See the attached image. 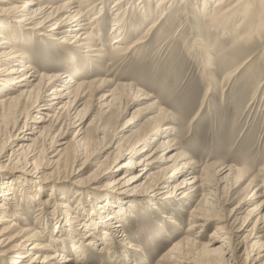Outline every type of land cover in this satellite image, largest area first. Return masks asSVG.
<instances>
[{"label": "bare ground", "instance_id": "bare-ground-1", "mask_svg": "<svg viewBox=\"0 0 264 264\" xmlns=\"http://www.w3.org/2000/svg\"><path fill=\"white\" fill-rule=\"evenodd\" d=\"M23 1H26V4H22ZM110 1L0 0V136L3 132L8 135L4 142V139L1 140L0 137V158L7 156L5 159L7 165L0 171L19 173L15 172L17 169L6 170L5 168L13 161L15 166L19 165V162L24 163L20 177L15 178L21 180L22 184L37 177L36 172H31L27 168L30 166L35 170L37 163H31L23 158V152H26L37 138L30 139L25 135L34 136L38 133L35 131L42 128L43 130L51 129L57 132L56 135L59 134L61 127L58 128V126L63 119L59 116L60 112L53 110L63 111L67 104H71L70 112H75L77 107L83 104L81 99L88 93L89 82H81L78 78L80 58L77 54H83L86 59L108 60L111 65L113 63L111 61L125 57L130 52L136 51L138 47L146 48L151 42H157L160 50L170 44L181 45L183 49H187L185 43L189 40L188 37H192L191 44L197 48L198 52L194 51V55L191 56L199 58L204 63L203 68L207 73L212 67L213 49L209 48V53H205L206 42L217 34L232 36L231 40L234 42L231 45L237 47L236 53H239L240 48L246 44L264 45V0H215L214 4L212 3L214 0H114L109 7ZM150 2L156 3L154 7L151 8ZM211 4L213 5L210 7ZM91 13L93 16L89 18ZM105 15L111 16L112 24L109 33L112 40L109 53L104 50L105 43L101 41L102 33H106L102 32L100 25L104 22ZM155 15H157L155 21L141 33L143 26ZM196 15L202 18L198 27L192 24ZM73 25L76 26L71 28ZM26 32L35 34L36 37L32 38V35L29 37L30 35L28 36ZM138 34L140 37L126 47L128 40ZM171 34L172 38L169 37ZM165 35L168 36L165 41L162 43L158 41ZM43 39L49 42L58 41V45H61L62 50L68 54L69 67L75 65V68L69 71L73 75L63 76L64 74L57 73L48 76L41 73L36 66L33 53L25 51L24 46L29 47L33 44L34 48V45L37 42L42 43ZM262 54L264 55V52ZM80 64L83 63L80 62ZM242 67L237 66L232 73L224 76L222 82L208 77L210 84L205 90L202 104L208 101V92L213 93L224 84V87L227 86L238 76ZM41 85L44 92L48 91V93L44 97L37 98L35 97L36 89ZM261 86L262 84L257 88ZM94 89L98 90V87ZM12 91L15 93L12 94ZM140 93L132 86L114 88L108 95H101L97 99L98 108L104 117L119 119L126 110L124 106L129 101L137 102ZM146 97L144 96L142 100H147ZM253 98L255 101V96ZM238 99L243 105V97ZM30 111L44 112L37 113L40 116H35L37 120L32 121L31 131L26 133L29 130L27 115L29 117ZM235 111L237 113V110ZM24 115L26 118L21 124V118ZM157 116L158 119L150 129L132 137L125 136L131 129L129 121L116 128L111 126L109 121L97 129L98 136L95 140L97 148H93V143L90 145V141L86 138H81L77 142L82 148V153L78 152L76 156L78 158L83 156L82 169L88 163L90 156L112 149L116 151L113 165L105 171L104 175L113 177L119 173L120 167L117 166L119 158L123 156L129 159L122 164L124 172L118 180L124 181L127 185L130 184V188L104 191L100 195L111 203L117 201V204H113L115 206L109 204L112 215L107 208L104 209L99 204L95 207L97 200L83 203L80 196H77L80 204L72 206V204L61 203L60 208H51L54 205L52 203L57 200L51 191L46 195L47 200L34 207L33 212L25 213L19 207L21 204L15 202V204L13 202L12 205L9 204V201L15 200V188H17L13 187L11 181L13 177L9 180L10 184L6 181L9 177H0V181L5 180L6 183H0V264H73V262L84 264L83 260L91 255L89 253L91 247L94 252L104 255L107 253V247L122 250L128 245V250L126 249L125 255H122L126 263L129 256L138 255L140 250L139 246L133 249L129 242H124L127 237L121 224L137 210L133 205L137 203V206H140L141 201H150L149 205H153L155 212L163 215L158 206L170 208L174 206V203H182V206L188 204L184 205L187 209L186 207L190 205L183 203L182 199H186L189 194L190 201L193 197L196 198V201L193 200L196 202L195 208L188 213L190 223L183 234L184 237L173 244L162 257H168L175 262L174 264H231L242 258V261L247 263L251 260L252 254L256 253L254 264H264V166L246 182L247 173L244 168L225 164L200 168L192 160L180 163L176 160V155L169 156L178 144L177 139L168 137L171 124L174 123V116L166 111L163 113L159 111ZM46 118L48 119L45 120ZM44 122L48 124L43 127ZM41 134L42 132L38 137ZM80 134L79 131L76 136ZM109 137L116 139L119 143L116 146L115 142L109 143ZM25 140L31 143L23 145ZM158 140H160L159 145L151 150ZM17 142L20 143L18 146ZM51 144L52 141L41 146L39 151L49 150ZM67 146V143L60 144V149L52 158L57 159L52 160L51 165H57L63 160ZM7 153L8 155H5ZM207 171H210V174H207ZM5 176H10V173L7 172ZM245 182L242 192L249 194L247 199L254 198L258 202L247 211L248 217L244 224L253 218L255 222L253 230L248 231L234 243L233 239L238 240L242 233L246 232L244 224L240 228H235V221L241 214L240 204L247 195H244V199L242 198L229 214L223 213L220 204L222 201L225 205L229 204L233 196L232 192ZM185 188L189 191L187 193L182 191V196L177 203L175 201L177 193ZM38 190L40 194H43V187H38ZM51 190L55 189L51 187ZM24 193L27 200L28 194L32 191L26 188ZM21 197L23 198L24 195ZM37 200H40V197L35 196L33 201ZM30 208L33 207L30 206ZM81 209L89 210L91 213L83 212ZM13 211L18 212L17 215ZM170 212L166 219L176 224V220L172 217L173 212L172 214ZM23 215H27V218ZM15 218L20 225H17ZM29 220H33L32 223L29 224ZM214 223L217 225L216 230L212 232L207 243L200 245L193 235L195 230ZM89 227L96 228L101 233L91 230L84 234V230ZM49 229H53L51 235H47L51 231ZM54 240H58L65 247L55 248V245L50 242ZM99 242H103L104 245L98 244ZM189 251L194 253L188 254ZM120 257L106 259L116 263Z\"/></svg>", "mask_w": 264, "mask_h": 264}, {"label": "rangeland", "instance_id": "rangeland-1", "mask_svg": "<svg viewBox=\"0 0 264 264\" xmlns=\"http://www.w3.org/2000/svg\"><path fill=\"white\" fill-rule=\"evenodd\" d=\"M113 1L114 0H111L109 2V7L112 5ZM25 2L26 1H23L22 4H26ZM212 3L214 4L215 0L212 1ZM155 4L156 3L150 2L151 8L154 7ZM213 4H211L210 7ZM157 15L151 17V20L143 26L141 33L147 29L149 24L155 21ZM92 16L93 13L89 15V18ZM110 18V15H105L104 22H102L103 25L100 24L102 32H106L102 33L101 41L103 44L105 43L103 48L107 53L110 52L112 41L109 36L111 32L110 29L112 28ZM201 22L202 18L197 15L192 20V24L196 27H198ZM75 26L76 25H73L71 28ZM26 34L28 36L30 35L29 37L32 35V38L36 37L35 34H30L28 32H26ZM139 37L140 34L132 36L125 46H129ZM167 37L168 36L165 35V37L158 41L162 43ZM169 37L172 38V34ZM231 38L232 36L217 34V36H213L206 42L207 48L205 53H209V48L213 49V53L211 54L213 60L212 67L207 73L203 68L204 63L201 62L199 58H193V56H191L197 51V48L191 44L193 40L192 37H188L189 40L185 43L187 49H183L181 45L170 44L169 46H165L166 49L164 47L160 50L157 46V42H151L146 48L138 47L136 51L130 52L125 57L119 58L116 61H111L113 62L111 65H109L110 61L108 60L102 61L95 58L86 59L83 54H77L78 58H80L77 72L79 73L78 78L81 82H89L88 93L81 99L83 104L77 107L75 112H70L71 104H67L63 111L53 110L54 112H60L59 116L63 119L62 123L58 126V128L61 127L59 134L56 135L57 132H53L51 129L43 130L42 128L37 129L35 132L38 131V133L34 136L25 135L30 139L37 138L29 149L23 152V158H25L26 161L37 163L35 164V170L33 167H27L29 171L36 172L37 177L33 179L28 178L29 182L23 183L25 185L22 184L21 180L15 179L20 177L21 169L25 166L22 162H19V165L15 166L13 165V161L5 168L6 170L9 168L17 169L15 172L18 171L19 173L11 171L3 173L0 171V177H9L8 180H6L7 184H10L9 180L13 177V180L11 179L13 187H17L15 188V200L9 201V204L12 205V202L16 204L19 203L21 204L19 207H21L25 213L28 211L33 212L35 209L34 207L47 200L48 197L46 195L51 191L53 197L57 199L52 203L54 205L51 206V208H60L59 205L61 203L72 204V206H74L79 203L77 196H80L83 203L97 200L94 206L96 207L99 204L104 209L107 208L112 215V208L109 204H117V201L111 203V201L104 199L100 195H102L104 191L109 192L113 189L122 190L130 188V184L127 185L124 181L118 180L124 172L122 164L129 159L123 156L119 158L117 165L120 167L119 173L113 177L104 175L105 171L113 165L116 151H112V149L98 152L92 157L90 156L88 163L82 169V162L84 161L83 156L80 158L76 157L79 153H82V148L77 142L81 138H86L90 141V145L93 143V148H97L98 145L95 141L98 136L97 129L109 123V121L111 126L115 128L129 121L131 123V129L126 132L125 136L129 135L128 137H132L141 134L152 127L153 123L158 119L157 114L159 111H161V113L166 111L174 116V123L171 124L172 127L168 137L170 139H177L178 144L169 156L172 154L176 155V160L180 161V163L192 160V162L196 163L200 168L208 166L211 168L210 166L221 164L244 168L247 173L246 182H248L250 178L257 174L258 169L264 166V55L262 54L264 52V45L260 43L246 44L240 48L239 53H236L237 47L231 45L234 42ZM32 45L29 47L28 45L24 46V50L28 53H33L32 55L34 60H36V66L42 74L48 76L57 73L61 75L64 74L63 76L72 74L69 71H71L73 67L75 68V65L69 67L68 54L62 50L61 45H58V41L49 42L43 39V42H37L34 48ZM188 50L189 53L187 54ZM142 51H144V53ZM235 54L237 57L234 56ZM237 59L240 60L238 61ZM235 61L237 62L234 64L233 62ZM80 62L84 65H81ZM245 62L246 64H244ZM237 66L243 67L239 71L238 76L235 77L236 79L234 78L225 87V84L218 87L213 93L208 92V101L202 104L203 95L210 84L208 77H213L219 82H222L224 76L232 73ZM260 84H262V86L258 89L257 87ZM120 86H132L135 90L141 92L138 95L137 102L129 101L127 105H125L126 107L124 106V110H126L119 119L115 117V119L113 117L108 118L109 116L104 117L100 108H98L97 99L101 95H108L111 90ZM96 87H98V90L94 89ZM11 93L13 94L15 91ZM47 93L48 91L44 92L41 85L36 89L35 97H44ZM144 96H147V100H142ZM254 96L255 101L253 98ZM239 97H243V105H241L238 99ZM261 97L263 98L260 99ZM154 102L156 103L153 104ZM252 102H254V104H252ZM72 107H74V105H72ZM235 110H237V113ZM42 112L44 111H30L29 117L27 115L29 130L26 133L31 131L32 121L37 120L35 116H40L37 113ZM25 118L26 115L21 118V124L24 122ZM47 119L48 118L45 120ZM44 123L43 127L47 126L48 122ZM79 131L81 134L76 136ZM40 132H42V134L38 137ZM0 137L1 140L4 139V142L8 138V135H6V132H3ZM51 141L52 144L49 150H45V152L39 151L41 146L43 147ZM159 141L160 140L154 143L151 150L159 145ZM108 142H115V146L119 143L112 137H109ZM30 143V141L25 140L23 145H29ZM61 143H67L68 145L65 150V157L57 165H51V161L57 159L52 158L57 154ZM19 144V142L16 143L17 146ZM8 153L5 155H8ZM6 157L2 158L1 156L0 169L7 165L5 160ZM74 158L77 160L74 161ZM210 171H207V174H210ZM7 172L10 173V176H5ZM4 181L5 180H2L0 183L6 184ZM246 182L232 192L233 196L229 204L225 205L222 201L220 209H222L223 213L229 214L230 210L234 209L240 200L242 198L244 199L247 195V192L243 191V193L241 190L246 185ZM40 186L43 187V194H40L38 190ZM51 187L55 190L52 191ZM26 188L32 191V193L28 194L29 197L27 200H25L26 194L24 193ZM188 191L187 188L180 190L175 197V201L177 202L178 199H180L182 193H187ZM23 195L24 197L22 198L21 196ZM35 196L38 198L40 197V200L33 201ZM248 196L249 194L240 204V207L242 206L241 214L238 215L239 217H237L235 221V228H240L244 224V221L248 217L247 211L258 202L254 198L247 199ZM144 197L148 198V196ZM188 197H190V194L186 196V199H182L183 203H189L190 206L186 207L187 209L184 208V205L188 204L182 206V203H174V206L170 208L158 206L163 212V215L155 212L153 205H149L150 201H141L140 206H137V203L133 205L137 210L121 224H123L124 232L127 237L124 242H129V244L133 246V249H137L139 246L140 250L138 255L129 256V260L126 263H124L122 255H125L126 249L128 250V245L127 248L124 247L122 250L107 247V253L104 255H100L96 253V251L94 252L93 247H91L92 250L89 248V253L91 255L83 260L84 262L82 263L118 264V261H120L121 264H174L175 262L173 260H169L168 257L162 256L173 244L184 237L183 234L186 231L187 225L190 223L188 221L190 219L188 213L193 210L196 205V202H193V200L196 201V198L193 197L192 201H190L191 199ZM30 206L33 208H30ZM81 211L91 213L86 209H81ZM169 211H171L170 214L173 212L172 217L176 220V224L168 222V219H166ZM14 213L17 215L18 212ZM23 216L27 218V215ZM15 220L17 225H20L18 219L15 218ZM32 221L29 220L28 223L30 224ZM114 221L118 222L117 220ZM254 222V218L247 220L246 224L243 226L246 228V232L242 233L238 240L233 239V242H238L248 231H252ZM216 228L217 225L214 223L203 229L195 230L193 235H195L200 245H204ZM49 230L51 231L47 235H51L53 231V229ZM91 230L101 233L96 228L89 227L84 230V234ZM45 233H47V231H45ZM50 242L55 245V248L65 247L61 245L58 240ZM98 244L104 245L103 242H99ZM192 253L194 252H188V254ZM118 256L121 257L116 263H111L106 259L112 257L118 259L116 258ZM255 258L256 253H253L250 258L251 260H248L247 263L246 261H242V258L235 263L231 262V264H254L253 261Z\"/></svg>", "mask_w": 264, "mask_h": 264}]
</instances>
